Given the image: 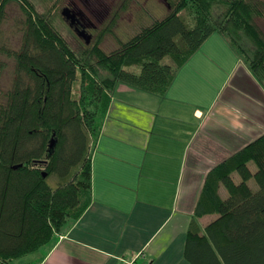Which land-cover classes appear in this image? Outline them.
<instances>
[{
    "label": "trees",
    "instance_id": "obj_1",
    "mask_svg": "<svg viewBox=\"0 0 264 264\" xmlns=\"http://www.w3.org/2000/svg\"><path fill=\"white\" fill-rule=\"evenodd\" d=\"M11 3L22 9L19 50L12 49L3 30ZM173 3L165 18L140 26L129 39L116 36L118 47L111 53L102 45L115 23L79 55L27 0H0V77L6 70L2 58L15 65L10 89H0V264H16L38 252L90 206V154L118 84L166 96L180 69L218 33L264 87V32L256 22L264 16L262 0ZM50 178L56 188L48 184ZM204 184L194 217L215 219L204 232L193 219L186 259L264 264V135L211 170Z\"/></svg>",
    "mask_w": 264,
    "mask_h": 264
},
{
    "label": "crops",
    "instance_id": "obj_2",
    "mask_svg": "<svg viewBox=\"0 0 264 264\" xmlns=\"http://www.w3.org/2000/svg\"><path fill=\"white\" fill-rule=\"evenodd\" d=\"M110 108L90 154L92 205L28 264H192L208 172L264 135V87L218 33L166 96L118 84Z\"/></svg>",
    "mask_w": 264,
    "mask_h": 264
},
{
    "label": "rangeland",
    "instance_id": "obj_3",
    "mask_svg": "<svg viewBox=\"0 0 264 264\" xmlns=\"http://www.w3.org/2000/svg\"><path fill=\"white\" fill-rule=\"evenodd\" d=\"M94 1L95 0H27V3L31 4L40 16L41 15L44 16L43 19L46 18L50 20L51 24H53L55 27H57L58 30H60V33L62 34L63 38H65L66 42L70 44V47L72 48V50L75 53H78L79 55H81L83 54V50L87 47L86 42L82 41V39L78 37L77 34L70 28L68 19H66V17H63V9L65 7H68L70 10L72 8L76 9L79 12L84 13L86 16L85 18H89L95 21L93 15H91L92 12L88 9L89 8L88 5H90V3ZM172 1L174 0H171V2ZM120 2H123V1L122 0H99V4L107 5V6L109 5L112 6ZM136 2H137V5L132 4V7L130 11L128 12L130 14L126 15L128 18L126 19L127 21L126 20L122 21L120 26L114 29V32H113L114 35L112 34L113 36L110 35V36L105 37L104 39L105 41L102 45V49L106 53H111L113 50H115L118 47L117 39L127 40L130 37H132L135 32L140 30L141 28L140 26L145 25V24L150 25L152 22L155 21V19L160 20V19L165 18L166 15H168L169 6L163 0H136ZM262 2H264V0H262ZM115 9H117L116 5H115ZM6 10H7V19H6L7 22L3 26V30H4V33L6 34V37H8L10 40L9 44H11L12 49L19 50V47L21 45L20 38L22 35V32H20L19 30L20 21L23 16L22 9H20L18 4L11 3L6 7ZM130 19L132 20L130 21ZM256 22L257 24H259V26L262 28L264 32V16L258 18ZM106 24L104 22L102 24H97V28H95V30H90L93 33V36L98 35L99 32L102 31L103 28L106 26ZM116 36H117V39H116ZM2 61L6 67V70L5 72L1 74V77H0V89L4 91H8L15 79L14 78L15 65H14L13 60H10L9 58L8 59L2 58ZM80 86H81V80L79 79L75 85V89L72 94V96L76 99H79V96H80L79 95L80 94L79 89L81 88ZM107 116L108 114L106 115V118ZM106 118L104 119L103 125H106L105 124ZM209 165L207 164L208 167ZM250 168H251V171H254V172L257 169L254 163L250 164ZM234 180H235V183L237 184H240L241 182L240 178L237 175L234 176ZM48 184L52 188H56L58 186L57 181L53 178H50L48 180ZM249 186L251 187L253 191L257 189V183L254 181V178L249 181ZM219 194L222 195L224 199L228 197L227 191L222 186L220 187ZM86 199L89 200L90 197L86 195ZM92 203H93V200L90 206L92 205ZM198 219L199 220L197 223L200 227V230L204 232L205 226L209 225L210 222L215 219V217L209 215L207 217L198 218ZM30 257L31 256L18 259L17 263L18 264H28L29 259H31Z\"/></svg>",
    "mask_w": 264,
    "mask_h": 264
},
{
    "label": "flooded vegetation",
    "instance_id": "obj_4",
    "mask_svg": "<svg viewBox=\"0 0 264 264\" xmlns=\"http://www.w3.org/2000/svg\"><path fill=\"white\" fill-rule=\"evenodd\" d=\"M123 2L117 3L115 9V5H101L99 4V0H95L94 2H91L89 6V10L92 12L91 15H93L94 20L85 18V14L82 12H79L76 9H69L68 7H65L63 11L70 10V16L74 18V22L72 23L71 20L69 21L70 28L77 34L78 37L82 39V41L86 42V45H90L92 42H94L95 37L93 36V33L90 30H95L97 28V24H102L103 22L107 25L115 23V28L119 27L121 22L128 19L127 14L132 7V4H136V0H122ZM167 5L169 6V10L171 6L174 4L171 0H163ZM171 2V3H169ZM114 6V7H113ZM132 19H130L131 21ZM127 21V20H126ZM101 32V31H100ZM99 32V33H100ZM83 35L85 37L89 38L90 43H87L83 38Z\"/></svg>",
    "mask_w": 264,
    "mask_h": 264
},
{
    "label": "water",
    "instance_id": "obj_5",
    "mask_svg": "<svg viewBox=\"0 0 264 264\" xmlns=\"http://www.w3.org/2000/svg\"><path fill=\"white\" fill-rule=\"evenodd\" d=\"M63 17H66V19H68V20H71L72 21V23L74 22V18H72L71 16H70V10H65V11H63ZM83 38L86 40V41H88L87 43H90V41H89V38L88 37H85L84 35H83ZM55 144V141L54 140H52L51 141V149L52 148H54V145ZM44 177H46L45 175H44Z\"/></svg>",
    "mask_w": 264,
    "mask_h": 264
}]
</instances>
